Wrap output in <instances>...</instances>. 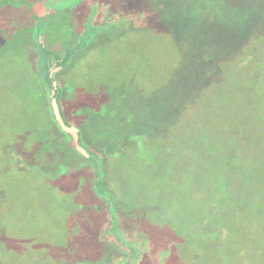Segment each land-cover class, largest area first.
<instances>
[{"label":"rangeland","instance_id":"374dc122","mask_svg":"<svg viewBox=\"0 0 264 264\" xmlns=\"http://www.w3.org/2000/svg\"><path fill=\"white\" fill-rule=\"evenodd\" d=\"M47 27L76 37L65 13ZM3 33L0 264H264V14L110 37L63 66L54 111L29 32ZM140 123L150 149L123 139Z\"/></svg>","mask_w":264,"mask_h":264},{"label":"flooded vegetation","instance_id":"af4514ba","mask_svg":"<svg viewBox=\"0 0 264 264\" xmlns=\"http://www.w3.org/2000/svg\"><path fill=\"white\" fill-rule=\"evenodd\" d=\"M63 13L67 16L69 25L74 28V42L71 40L68 46L57 41L47 43L48 19L59 17ZM186 13L192 16L206 13L226 22H247L264 14V0H0V37L4 39V46L6 39L3 32L7 27L11 34L29 32L32 41L25 51L36 71L43 73V83L50 87L49 99L54 111L52 100L63 97L66 85L58 80L63 86L59 89L56 76L65 70L63 66L67 68L74 64L81 51L102 46V41L110 37L147 30L153 24L178 18ZM56 52L60 53V57ZM100 109L95 108L94 112L98 113ZM78 122L76 120L74 124L81 123ZM56 124L59 133L64 134V139L74 138L75 132L81 137L78 126L73 124L68 129H63L59 123ZM82 148L83 157L88 161L92 160L95 165L92 156L98 153H92L88 146L85 148L83 145Z\"/></svg>","mask_w":264,"mask_h":264},{"label":"trees","instance_id":"16d2710c","mask_svg":"<svg viewBox=\"0 0 264 264\" xmlns=\"http://www.w3.org/2000/svg\"><path fill=\"white\" fill-rule=\"evenodd\" d=\"M127 119H129V117L127 118ZM137 130H140V131H142V132H140L141 134H138V133H136V131ZM146 131H147V129L146 130H144V128H143V123H140L139 124V126L138 125H136L135 126V129H133V131H131V132H129V133H127V132H124V138L123 139H126V140H128V141H135V144H137L138 143V148H139V146H142L141 148H144V147H146V148H148V149H150L151 147H153V145H156L157 144V142H158V139L156 140V139H153V137L154 136H149L147 133H146ZM136 133V134H135ZM115 151V150H114ZM113 151V152H114ZM112 152V153H113ZM123 152V151H122ZM121 152V154L119 155V156H121L123 153ZM104 153V152H103ZM110 154L109 156H107V158L108 157H110V156H113V154ZM104 154H106V153H104ZM116 154H117V152H116ZM124 154H125V152H124ZM101 155H103V154H101V153H98L96 156H92L93 157V159L95 160V165H94V167L95 168H97V170L99 171V167H98V158L99 157H101ZM105 156V157H106ZM96 173H95V171H93V179L95 180V178L97 179V180H95L97 183H98V179H99V177L97 178V175L98 176H100L99 174H97V175H95ZM99 183H101V182H99ZM95 193V192H94ZM98 194V193H97ZM95 195H96V193H95ZM105 196H108L109 198V205H110V207L112 206L111 205V199L112 198H110L111 197V194H110V192H105ZM97 211H99V212H101V210H100V208H99V206H97ZM109 212V214L111 215V213H110V211H108ZM108 216V215H107ZM106 216V217H107ZM110 223H113V221L112 220H110V218H108V224H110ZM113 229H116L115 228V226H112V227H108V230L107 231H104V234L105 235H109L110 237H111V235L113 236V233H111L112 232V230ZM108 233V234H107ZM135 249V248H134ZM136 250H138L140 253H141V248H137L136 247ZM125 255V254H124Z\"/></svg>","mask_w":264,"mask_h":264},{"label":"water","instance_id":"95a60500","mask_svg":"<svg viewBox=\"0 0 264 264\" xmlns=\"http://www.w3.org/2000/svg\"><path fill=\"white\" fill-rule=\"evenodd\" d=\"M3 44H4V39L0 37V49L3 46Z\"/></svg>","mask_w":264,"mask_h":264}]
</instances>
